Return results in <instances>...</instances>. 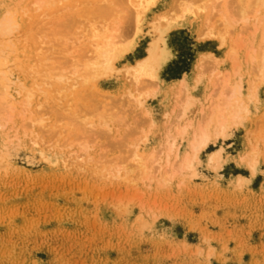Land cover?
Returning <instances> with one entry per match:
<instances>
[{
	"label": "rangeland",
	"instance_id": "rangeland-1",
	"mask_svg": "<svg viewBox=\"0 0 264 264\" xmlns=\"http://www.w3.org/2000/svg\"><path fill=\"white\" fill-rule=\"evenodd\" d=\"M221 1L222 9L228 11L231 7H225L228 0ZM171 2L159 0L148 12L136 47L118 62L119 67L135 63L146 55L149 42L161 35L152 21ZM198 25L199 22L192 24L189 19L164 33L171 55L160 70V80L167 86L172 79L185 74L192 94L199 99L191 111L198 119L208 113V107L220 100V93L228 88H221L223 82L215 78L218 69L235 76L231 77L232 80H238L243 74L242 97L248 98L246 102L250 109L249 115L244 114L247 115L243 119L245 122L231 126L225 138L218 136L210 141L202 151L198 175L176 174L165 182L147 179L112 184L98 175L53 167L30 146L13 144L16 148L11 147V158L15 167H0V264H264V136H261L264 130V80L256 76L260 71L253 67L251 59L259 52L257 46L261 48L264 39L261 31L251 34L250 25L237 23L231 30L242 32L239 39L249 48L244 44L238 47L239 60H243L242 66L237 64L242 68L239 70L241 74L236 72L239 67L232 65L237 61L232 63L228 58L219 62L220 66L215 63L217 67L213 63L205 65L202 69L206 71L207 80L210 77V82L206 80L197 85L194 62L200 52H212L222 59L227 50L216 38L202 39ZM235 31L231 33L232 38ZM21 75L17 70L14 73L18 84ZM27 76H31L29 71ZM255 77L260 81L256 85L258 97L250 100V86ZM152 82L147 79L144 85ZM97 86L99 97L100 93L102 97L106 96L105 99L101 97L102 100L97 97L101 101L98 100L101 114L114 109H125V113L122 119L117 117L112 122L115 124L114 133H106L102 125L93 130L97 131L91 143L96 156L114 159L119 154L129 155L132 143H139L140 151L148 153L156 149L160 155L158 149L163 147L160 144L164 142L168 128L178 122L175 117L180 112L179 103L184 93L179 98L173 88L171 93L159 91L147 96L144 106L137 107L134 102L126 104L123 101L125 91L135 87L123 71L117 70L102 77ZM86 87H81L82 95L88 92L89 86L87 90ZM81 91L76 97L70 96L75 100L63 99L65 107L62 109L67 111L60 113L67 117L64 118L66 124L70 112L82 113ZM37 96L34 100L39 102L42 95ZM35 102L33 107L39 108L41 114H47L51 120L57 117L55 111L56 115L47 113V105L39 106ZM203 107L205 110L201 111ZM146 109L155 119L152 127ZM170 123L173 127L169 126ZM261 128L260 134L257 133ZM256 135L255 141L253 137ZM177 141L182 144L183 138L179 135ZM256 143L260 153L254 173L247 162L237 160V156ZM221 145L225 148L223 165L211 167L207 164L208 153ZM189 149L190 146L182 145L183 152ZM237 175L247 179L239 182Z\"/></svg>",
	"mask_w": 264,
	"mask_h": 264
},
{
	"label": "bare ground",
	"instance_id": "bare-ground-1",
	"mask_svg": "<svg viewBox=\"0 0 264 264\" xmlns=\"http://www.w3.org/2000/svg\"><path fill=\"white\" fill-rule=\"evenodd\" d=\"M158 1L0 0V167H15L11 158V147L13 144L17 146L25 144L38 151L43 160L45 159L53 167L84 171L96 177L98 175L112 184L147 179L165 182L170 178L173 179L176 174L192 176L199 174L201 154L210 141L213 138L216 140L218 136L225 138L228 129L245 122L243 119H246L247 115L244 114L250 113L247 97L245 99L242 97L243 74L238 80L234 79V82L231 77L235 76L223 72L218 67L219 72L215 78L218 82H223L220 83L221 88H228L220 93L222 95L220 100H215L208 107L206 115L195 119L191 111L199 99L192 94L185 74L172 79L173 82L167 86L160 80V70L171 55L164 33L171 27L181 25L190 19L192 24L199 22L198 34L202 39L216 38L222 46H226L224 58L219 59L212 52L201 51L194 62L195 84L210 82V77L207 74L209 77L207 80L206 71L203 70L205 65L213 63L216 66L217 63L218 66L228 58L232 59V63L237 61L232 64L233 66L239 67L243 64V60H239L238 47L245 42L239 39L242 32L238 34L233 30L238 35L236 34V37L234 34L235 37L232 38L233 26L240 22L248 24L251 26V34L261 31V38L264 39V0H232V2L226 0L228 4L231 2L225 6L229 8L231 5L228 11H225L226 8L222 9L221 0H172L169 7L157 13L152 21L161 35L149 42L146 55L137 59L135 63H125L124 66L119 67L118 62L128 51L136 47L142 35L144 19ZM160 41L163 43L161 44ZM259 43L261 45V42ZM263 43L261 48L257 46L259 52L256 47L255 53H258L253 54L251 58L253 67L260 71L259 75H255L261 76L262 81L264 80ZM240 68L236 71L239 74H241ZM16 70L22 74L20 84L14 79ZM117 70L123 71L135 86L134 89L129 88V91H125L127 93L121 95L126 104L134 102L137 107H142L147 96L159 91L171 93L172 88L175 89L173 90L175 96H180L179 98L184 93V98L179 103L180 112L175 117L178 122L175 121L177 124L174 127L171 123L169 125L173 128H168L165 140L160 144L165 149L159 146L164 151L163 156L160 149H158L160 155H157L156 149L147 151L148 153L140 151L139 143H132L131 148L127 146L131 152L129 155L119 154L116 158L113 157L114 159H105L100 155L98 157L93 151L94 146L91 143H93V135L97 133L93 130L95 128L97 130V127L102 125L106 133H114L115 124L113 125L112 122L117 120V117L122 119L125 113V109H120L121 113L114 109L103 115L98 108V100L106 97H102L103 94L100 93L101 99L98 95L99 80ZM27 71L31 73L30 78L27 76ZM257 78L256 80L253 78L252 85L250 84L251 90L248 96L250 100L258 97L256 85H259L260 81L258 82ZM147 79L153 81L154 86L151 83L144 85ZM231 80L233 82H230ZM224 83L227 86L223 87ZM84 85L87 86L86 90L89 86V90L82 95L84 91H81V87ZM80 91L83 96L82 113L73 114L69 111L71 114L69 113L66 124L67 119L64 118L67 117L61 116L60 113L66 110L62 109L65 107V104H62L63 99L76 97L77 93L80 95ZM39 94L42 96L37 102L34 98ZM34 102L39 106L47 105L49 111L47 113L55 111L57 117L51 120L47 114H41L39 108L33 107ZM19 104L22 105L21 108ZM204 110L203 107L201 111ZM106 111L107 108L104 112ZM55 112L53 113L56 115ZM145 114L151 118L150 126H154L155 119L151 111L146 109ZM97 117L100 119L96 120ZM261 131L262 128L257 133L260 134ZM263 134L264 130L261 136H264ZM179 135L183 138L182 144L177 143ZM257 135L253 140L258 137ZM182 145H188L190 149L183 152ZM224 149L221 145L210 151L207 164L214 168L221 167L224 161ZM258 150L260 149L256 143L237 156V160L247 162L254 173L259 162ZM237 177L239 182L247 179L243 175Z\"/></svg>",
	"mask_w": 264,
	"mask_h": 264
}]
</instances>
